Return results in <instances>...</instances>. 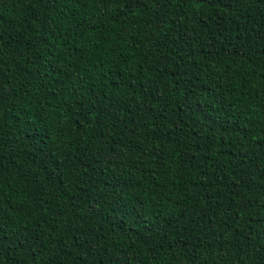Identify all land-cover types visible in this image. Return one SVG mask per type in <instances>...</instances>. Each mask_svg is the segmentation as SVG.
<instances>
[{
    "label": "trees",
    "instance_id": "1",
    "mask_svg": "<svg viewBox=\"0 0 264 264\" xmlns=\"http://www.w3.org/2000/svg\"><path fill=\"white\" fill-rule=\"evenodd\" d=\"M0 264H264V0H0Z\"/></svg>",
    "mask_w": 264,
    "mask_h": 264
},
{
    "label": "snow or ice",
    "instance_id": "2",
    "mask_svg": "<svg viewBox=\"0 0 264 264\" xmlns=\"http://www.w3.org/2000/svg\"><path fill=\"white\" fill-rule=\"evenodd\" d=\"M130 2H131V0H130Z\"/></svg>",
    "mask_w": 264,
    "mask_h": 264
}]
</instances>
